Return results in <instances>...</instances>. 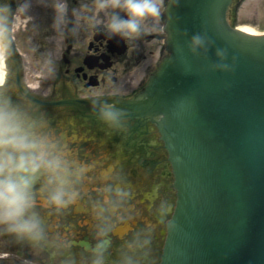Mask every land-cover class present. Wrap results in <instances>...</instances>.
<instances>
[{
    "label": "flooded vegetation",
    "instance_id": "obj_1",
    "mask_svg": "<svg viewBox=\"0 0 264 264\" xmlns=\"http://www.w3.org/2000/svg\"><path fill=\"white\" fill-rule=\"evenodd\" d=\"M168 1L138 32L111 27L128 18L114 0L6 3L22 29L16 48L5 41L0 114L43 141L73 195L46 203L54 182L38 173V233L0 223V264H161L175 175L156 119L133 109L167 55ZM105 105L118 110L115 124L101 119Z\"/></svg>",
    "mask_w": 264,
    "mask_h": 264
},
{
    "label": "water",
    "instance_id": "obj_2",
    "mask_svg": "<svg viewBox=\"0 0 264 264\" xmlns=\"http://www.w3.org/2000/svg\"><path fill=\"white\" fill-rule=\"evenodd\" d=\"M234 1L169 0L168 55L133 109L175 175L161 264H264V35L230 26Z\"/></svg>",
    "mask_w": 264,
    "mask_h": 264
},
{
    "label": "clouds",
    "instance_id": "obj_3",
    "mask_svg": "<svg viewBox=\"0 0 264 264\" xmlns=\"http://www.w3.org/2000/svg\"><path fill=\"white\" fill-rule=\"evenodd\" d=\"M114 6L122 7L128 14L127 19H117L111 25L117 31L138 32L140 20L148 17L159 19L163 11L160 0H114ZM202 46L203 39L193 36L192 51ZM218 55L223 56V53ZM118 115L113 106L105 105L100 117L109 124H115ZM41 171L54 182L46 203L65 204V197L73 194L65 191L61 161L46 149L43 141L31 137L9 114H0V223L19 233H38L39 221L31 209L35 204L33 186ZM96 264L100 261L97 260Z\"/></svg>",
    "mask_w": 264,
    "mask_h": 264
},
{
    "label": "rangeland",
    "instance_id": "obj_4",
    "mask_svg": "<svg viewBox=\"0 0 264 264\" xmlns=\"http://www.w3.org/2000/svg\"><path fill=\"white\" fill-rule=\"evenodd\" d=\"M9 0H0V27L2 29L0 49L3 69V52L5 49V41L11 49L19 45V32L21 31V20L19 16L9 18L6 15L7 2ZM12 2V0H10ZM229 15V23L233 28H248L255 34H264V0H236L231 8ZM27 19H29L27 17ZM5 40V41H4Z\"/></svg>",
    "mask_w": 264,
    "mask_h": 264
},
{
    "label": "bare ground",
    "instance_id": "obj_5",
    "mask_svg": "<svg viewBox=\"0 0 264 264\" xmlns=\"http://www.w3.org/2000/svg\"><path fill=\"white\" fill-rule=\"evenodd\" d=\"M242 32H245V33H248V34H251V35H257V34H255L252 30H250V29H248V28H241L240 29ZM0 31L2 32V29H1V27H0ZM1 36H2V33H0V44H2V42H1ZM5 41V40H4ZM3 48L5 49V47L3 46ZM1 49H0V56H1ZM1 64H2V61H1V59H0V79H1V74H2V70H1Z\"/></svg>",
    "mask_w": 264,
    "mask_h": 264
}]
</instances>
